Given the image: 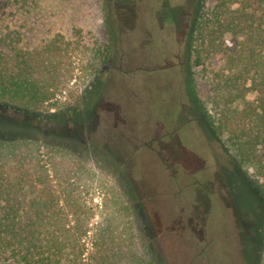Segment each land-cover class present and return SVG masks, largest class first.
<instances>
[{"label":"rangeland","instance_id":"rangeland-1","mask_svg":"<svg viewBox=\"0 0 264 264\" xmlns=\"http://www.w3.org/2000/svg\"><path fill=\"white\" fill-rule=\"evenodd\" d=\"M199 1L0 0V37L18 34L15 49L61 34L85 52L53 107L0 103V140H36L60 196L73 172L93 223L124 197L153 264H264V196L205 119L210 86L187 43ZM107 45L95 71L90 51Z\"/></svg>","mask_w":264,"mask_h":264},{"label":"trees","instance_id":"trees-1","mask_svg":"<svg viewBox=\"0 0 264 264\" xmlns=\"http://www.w3.org/2000/svg\"><path fill=\"white\" fill-rule=\"evenodd\" d=\"M18 42V34L0 37V103L22 112L53 107L55 95L81 69L76 55L85 53L81 43L56 34L21 51L14 48ZM187 43L210 86L209 127L264 196V0H214L211 7L200 0ZM111 49L91 50L90 68L106 65ZM40 148L30 138L0 140V261L153 264L142 248L139 219L130 217L124 197L116 196L117 209L102 210L93 223L96 213L79 202L73 172L66 173L62 196L53 191Z\"/></svg>","mask_w":264,"mask_h":264}]
</instances>
